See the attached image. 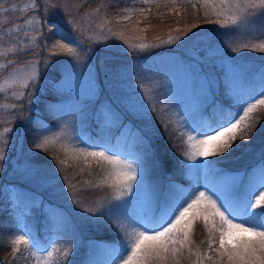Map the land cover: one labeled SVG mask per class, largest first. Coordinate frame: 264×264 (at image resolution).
Masks as SVG:
<instances>
[{
	"label": "trees",
	"instance_id": "16d2710c",
	"mask_svg": "<svg viewBox=\"0 0 264 264\" xmlns=\"http://www.w3.org/2000/svg\"><path fill=\"white\" fill-rule=\"evenodd\" d=\"M24 1L27 0H5L4 6ZM80 2L49 0L61 7L67 3L68 10L78 21L88 7L96 8L102 3L108 9L109 19L125 8L132 10L131 20L111 25L113 32L122 34L126 41L161 43L165 47L120 50L94 45L92 40L85 39L82 45L85 50L79 61L66 55L50 56L43 46L35 55L21 57L22 60H39L40 76L30 85V103L29 90H22L26 93L23 100L0 99V103L21 106L14 112L0 110V122H3L0 132L3 127L13 129L8 134L5 158L0 161V262L4 264H28L31 260L26 261L19 253L15 259L11 255L10 238L19 228L20 218L31 239L41 247L57 242L62 250H70L66 264H99L110 257V250L122 239L116 227L118 213L110 209L127 205L122 209L123 214H119L120 219L123 220L125 214L133 216L131 200L126 196L113 200L112 190L107 187L83 190L87 194H82V180L103 178L102 174L97 177L96 164L91 163L89 169L82 158H73L77 154L66 155L61 142L50 145L47 151L40 150L35 147L38 140L63 129L81 132L90 145L136 152L142 188L154 196V207L159 214L171 191L188 192L194 187L188 177V160L183 155L186 137L181 135L177 115L193 121L196 126L207 124L219 118L222 111L235 113L240 103L259 93L264 86V53L247 49L232 51L233 47L249 41L209 22L215 20V16L205 19L204 11L211 9L200 7L201 0L191 3L175 0V5L172 0H158L159 7L153 4L144 16L137 10H147L149 5L140 0H87L85 8L77 12L72 5L78 6ZM192 3L198 6L194 9ZM45 6L41 0L40 7ZM103 17L104 9L99 17L92 18L95 21L91 24L92 30H89L90 21L83 20L86 36L87 31L90 36L95 35V24L101 23ZM29 18L42 20L43 16L36 17L30 8L27 12L0 16L28 31L29 41L32 36L38 37L39 43V28H25ZM71 18H66L59 9L48 15V21L58 23L65 34L72 32V26L66 23V19ZM5 27L12 25L0 24V29ZM258 27L259 21L253 29L244 31H252L255 36ZM187 29L191 31L185 35ZM45 35H48L46 29ZM170 37L178 41L170 45ZM260 42L258 39L250 41ZM89 46L93 49L91 52L87 51ZM46 57L50 59L47 65L44 64ZM262 113L264 106L253 114L258 122L250 138L237 139L227 152L209 158L211 163L207 161L204 175L209 187L216 188L230 173H245L243 180L247 184L242 187L264 180ZM62 143L69 149L80 145L65 136ZM58 159L66 161L65 171L58 165ZM80 169L84 171L81 173ZM89 171L93 175L90 176ZM235 187L227 186V197L239 196L237 190L233 192ZM76 199L86 201L84 207L92 206L98 211L85 212L74 203ZM256 210H264V204ZM193 239L197 244L206 240V232L200 224L195 225ZM20 247L24 251V246ZM205 248L206 245L201 250Z\"/></svg>",
	"mask_w": 264,
	"mask_h": 264
},
{
	"label": "snow or ice",
	"instance_id": "6c2138e0",
	"mask_svg": "<svg viewBox=\"0 0 264 264\" xmlns=\"http://www.w3.org/2000/svg\"><path fill=\"white\" fill-rule=\"evenodd\" d=\"M140 2L149 5L147 10L143 8L137 10L141 16H144L146 11L150 12L153 4L159 7L158 0H140ZM191 2L192 0H186V3ZM4 3L5 0H0V16L7 17L8 14L17 11L27 12L29 8L36 17L43 16L42 20L29 18L25 24L26 28L33 23L38 26L39 43L36 36H32L29 41L28 31L22 30L19 24L0 19V24L12 25V27L0 29V99L6 100L10 97L23 100L26 93L22 90H29L27 92L29 103L32 96L30 85L40 76L38 67L40 61L22 60L21 57L35 55L36 50L43 46L50 56L66 55L79 61L85 50L82 46L84 40L93 39L92 36H86L84 19L90 21L89 30H92L91 24L95 23L92 18L99 17L101 10L104 9L103 20L95 24V27L102 31L106 27L110 34L123 40V35L114 33L111 25L131 20L132 17V10L125 8L109 19L108 9L103 3L96 8L88 7L81 14L79 21L68 10L67 3L61 7L58 4L49 3V0H43L46 5L43 8L40 7L41 0H30L23 6L11 3L10 7H5ZM172 3L175 5V0H172ZM86 4L87 0H81L78 6H72L80 12ZM197 6V3H192L194 9ZM199 6L211 9L203 13L205 19L215 16V20H209V22L216 23L221 28L230 29L229 34L244 37L249 41L233 47L232 51L239 52L247 49L264 53V0H201ZM55 9L63 12L66 18L72 17L66 19V23L72 26L71 33L65 34L58 23L48 21L49 12ZM258 21L259 27L256 28L255 36L252 31H244L253 29ZM45 29L48 35H45ZM188 31L191 29H187L185 35ZM252 39H258L261 42L250 43ZM172 42L174 38L170 37L168 43ZM125 43H127L126 40ZM129 47H139L144 50L149 45L129 44ZM92 50L90 46L87 49L89 52ZM49 62L50 59L46 57L44 64L47 65ZM261 106H264V86L259 93L250 95L243 103H240L235 113L225 114L222 111L219 118L207 124L192 127L191 130L185 126L181 132V135L186 137L183 141L186 145L183 155L189 161L203 159L210 164V157L227 152L237 139L250 138L258 122L253 114ZM18 107L21 106L15 103H0V110L3 111L14 112ZM261 115L264 116V113ZM12 131L11 127H3V131L0 132V161L5 158L8 134ZM63 136L62 129L51 136H44L36 142L35 147L47 151L50 145L61 142L60 147L65 149L66 155L69 152L77 154L73 158H82L84 163L89 164V169L91 163L96 164L99 169L96 175L99 177L102 174L103 178H97L95 181L82 180L80 182L82 194H87L83 190H103L107 187L112 190L113 200H121L132 193L133 185L137 180V165L133 162L134 157L122 159L121 155L113 153L108 145H88L83 139L80 145H73L69 149L62 143ZM91 147L104 150H90ZM58 165L62 171H65V160L58 159ZM207 166L196 165L197 168ZM80 171L82 173L84 170L80 169ZM67 175L65 172L66 179ZM89 175L93 173L89 171ZM74 203L83 207L85 212L95 214L98 211L92 206L84 207L86 203L84 200L76 199ZM262 203H264V180L250 185L245 194L239 198L225 197L207 187L203 191L193 188L188 192L175 189L166 197L159 214L150 209L151 215L146 213L145 217L125 214V218L121 220L119 214H123L122 209L127 208V205H119L110 211L118 213L116 227L122 233V239L117 247L110 250L108 264H182L184 261H187V264H205V261L207 264H264V210H256ZM197 224H200L206 232V240H201L199 244L193 239ZM10 245L13 259L19 253L26 261L31 258L33 264H66L70 255V250H62L57 242L41 247L38 242L31 239L28 233L15 235ZM21 245L24 246V251H21ZM204 245L206 248L202 251L201 248Z\"/></svg>",
	"mask_w": 264,
	"mask_h": 264
},
{
	"label": "rangeland",
	"instance_id": "374dc122",
	"mask_svg": "<svg viewBox=\"0 0 264 264\" xmlns=\"http://www.w3.org/2000/svg\"><path fill=\"white\" fill-rule=\"evenodd\" d=\"M29 2H30V0H27L24 2L17 3V5L23 6L25 3H29ZM6 7H10V5L6 6ZM31 19L35 20L38 18H31ZM25 24H26V22H25ZM94 28H95V35L92 36L93 37L92 43L94 45L96 44V45H101L104 47L120 49V50H140V51H142L139 47L130 48L129 44L139 45L141 43H146L144 41H136V42L127 41V43H125V40L117 39L116 37L110 35V33L107 31L106 28H104L103 31L100 28H96V27H94ZM26 29L27 30H34V29H38V26L35 23H33V25L27 27ZM87 34H88L87 36H90L88 31H87ZM179 40H181V39H179ZM176 41H178V40H176ZM176 41L169 43V44L173 45ZM182 43H184V41H182ZM146 44L149 45V47H147L145 49H150V48H152L151 46L162 47L161 43L154 44V45H152L150 43H146ZM163 47H165V46H163ZM163 47H162V49H163ZM231 86L234 87V85H232V84H231ZM231 91L232 90H230V92ZM177 118H178V122H180V128L182 131L184 130L185 126H188L189 130H191L192 127H196V125L193 123V121L187 120L186 117L180 116V114L177 115ZM193 134H195V133H193ZM64 136L66 137V139H70L73 142H77L79 144L81 143V139H83L84 141L87 142L88 145H90L88 142L87 136L86 135L84 136L81 132L66 130V131H64ZM90 150H104V149L91 147ZM111 150L113 153H119L121 155L122 159L129 157V156L135 158L133 162L137 165V180H136V183L133 185L132 193L130 195H126V197L131 200V203L133 205V207H132L133 208V216L134 217H145L146 213H148L150 216L151 215V213L149 212L150 209L157 214V212L155 210L156 208L154 207V203H155L154 196H151L149 193L145 192L142 188L141 180L139 178L138 154L136 152H123L120 147H118L116 150H113V149H111ZM187 164L189 167L188 177H190L193 180L194 188H198L201 191L206 190V187H207V188L213 189V190L219 192L220 194H222L223 196L227 197L225 190H227L228 188H232L233 186L234 187L236 186L234 191H233V192H235L236 190L239 189L238 186H242V184H247V182L243 180V178L245 176L244 172H242V173H230L228 176H225L221 179L220 184H218V186H216V188H212V187H209L204 182V175L206 173V167H199V168L196 167V165H207V161H204L203 159H197L195 161H189L188 160ZM248 178H250V177H248ZM227 186H228V188H227ZM244 194H242V195H244ZM263 204L264 203H262V205ZM24 233L29 234V231L26 228V226L24 225L22 218H20L19 228L16 230L15 233H13L10 240L13 239L15 237V235L24 234ZM109 259H110V257L104 259L99 264H108ZM28 264H33V261L30 260Z\"/></svg>",
	"mask_w": 264,
	"mask_h": 264
}]
</instances>
